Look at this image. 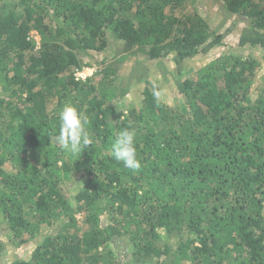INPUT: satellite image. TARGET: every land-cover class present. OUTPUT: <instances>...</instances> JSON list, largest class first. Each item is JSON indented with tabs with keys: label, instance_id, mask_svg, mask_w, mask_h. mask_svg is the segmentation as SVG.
<instances>
[{
	"label": "trees",
	"instance_id": "obj_1",
	"mask_svg": "<svg viewBox=\"0 0 264 264\" xmlns=\"http://www.w3.org/2000/svg\"><path fill=\"white\" fill-rule=\"evenodd\" d=\"M113 44L120 56H101ZM139 52L173 65L175 98L120 73ZM262 58L264 0H0V258L12 245L6 264H264ZM65 104L89 118L78 158L48 135ZM129 127L139 170L111 154Z\"/></svg>",
	"mask_w": 264,
	"mask_h": 264
},
{
	"label": "rangeland",
	"instance_id": "obj_2",
	"mask_svg": "<svg viewBox=\"0 0 264 264\" xmlns=\"http://www.w3.org/2000/svg\"><path fill=\"white\" fill-rule=\"evenodd\" d=\"M203 1H201L199 4H202ZM198 3L195 4L197 8ZM211 6V5H210ZM210 6L204 4L199 5V9H210ZM192 9H194V6H189L187 8V12H191ZM215 18H217V15H215ZM233 17L229 18L228 16H225L224 21L222 20V17L220 18L219 21L216 23V28H218L221 32L225 31L226 25L231 22ZM219 19V18H217ZM238 26L242 27V24L238 23ZM240 27H235L234 33H239L241 28ZM34 34V39L38 40V35L36 32H32ZM120 46L118 44H113L109 47H107L103 52H101V56L104 55V57H110V56H120L121 51L119 50ZM254 51V52H253ZM252 52L261 57L263 54L261 51H257V49H253ZM90 58V57H89ZM263 59V58H262ZM167 60V59H166ZM163 61H154V60H149L146 59V55L143 52L137 53L136 56L130 57L129 59L125 61H119L115 62L116 66H119L120 73H123V75H128L130 72L133 73L135 76L136 75H144V79H147L151 82H158L162 88H165L163 90V93L168 96L169 98H175L176 91H175V85L172 79V75L174 74V68L173 65L170 66L168 63ZM203 62L199 61L198 63ZM198 66V64H196ZM196 65H190L183 66L182 67V72H180L181 76L188 75L186 74L188 69L194 68ZM193 66V67H192ZM119 73V77H122L121 74ZM178 76V75H177ZM128 77V76H126ZM154 78V79H153ZM158 80H157V79ZM167 78V79H166ZM132 86L130 89L127 90L122 102L126 106H132L138 102L140 99V84L137 82H134L131 80ZM264 84V59L262 60L261 63V69L258 71L257 77H256V87H259ZM141 85H145L144 81H141ZM165 86V87H164ZM121 102V103H122ZM7 227L5 226V223L0 222V240L6 241V234H7ZM19 249H15L12 247V245H6L5 249L3 250L0 258V264H6L9 263L11 259H13V254H17ZM15 256V255H14Z\"/></svg>",
	"mask_w": 264,
	"mask_h": 264
},
{
	"label": "clouds",
	"instance_id": "obj_3",
	"mask_svg": "<svg viewBox=\"0 0 264 264\" xmlns=\"http://www.w3.org/2000/svg\"><path fill=\"white\" fill-rule=\"evenodd\" d=\"M32 32L34 30L30 34ZM31 37L33 38L34 34ZM35 41L38 44L39 36L38 40ZM153 94L158 95L156 92ZM58 121V129L50 131L49 137L59 144L63 151L78 158L81 152L91 144L88 116L75 106L65 104L58 112ZM111 154L116 161L122 162L127 169H140L141 165L137 159L136 130L134 128H124L118 132L111 145Z\"/></svg>",
	"mask_w": 264,
	"mask_h": 264
},
{
	"label": "built area",
	"instance_id": "obj_4",
	"mask_svg": "<svg viewBox=\"0 0 264 264\" xmlns=\"http://www.w3.org/2000/svg\"><path fill=\"white\" fill-rule=\"evenodd\" d=\"M33 36V33L30 34ZM93 68L91 67H80L74 68L73 75L75 79H85L86 77L92 75Z\"/></svg>",
	"mask_w": 264,
	"mask_h": 264
}]
</instances>
